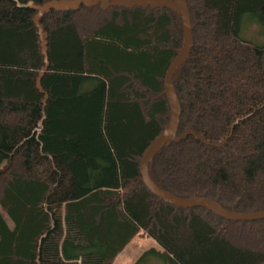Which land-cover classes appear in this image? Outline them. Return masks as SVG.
<instances>
[{"label": "trees", "instance_id": "16d2710c", "mask_svg": "<svg viewBox=\"0 0 264 264\" xmlns=\"http://www.w3.org/2000/svg\"><path fill=\"white\" fill-rule=\"evenodd\" d=\"M72 1L0 0V264H113L141 230L165 264H264V220L179 208L142 181L170 119L179 9ZM187 2L181 116L149 176L181 198L264 211V43L244 36L264 37V0Z\"/></svg>", "mask_w": 264, "mask_h": 264}, {"label": "water", "instance_id": "95a60500", "mask_svg": "<svg viewBox=\"0 0 264 264\" xmlns=\"http://www.w3.org/2000/svg\"><path fill=\"white\" fill-rule=\"evenodd\" d=\"M81 1V0H80ZM90 1H87V3ZM121 4L125 3H131L129 6H136L138 3L145 7L148 8L152 6L154 9L157 8H163V6H166L168 8H178L179 11L181 12L182 16V24L184 28V42L183 46L180 48L179 52L177 53V56L175 57L174 60H172L171 65L168 69V72L165 74L166 75V82H165V87H166V94H167V100H169L170 104V119L168 121L167 126L163 130V132L159 135L156 136V139L154 142L151 144V146L145 151L144 156L142 158V161L140 162L141 164V176H142V181L144 184H146V188L151 191L153 195H155L157 198L159 197L160 201H164L169 204H173L176 207L179 208H203L206 209L207 211H211L214 214L220 216L221 218L223 217L226 220L229 221H234L236 220L237 222H253V221H259L264 220V211H259V212H251V213H238L236 211H228L223 208V206L219 205L218 203L210 200L209 198H202V197H192V198H181L178 197L172 192H167L161 188H159V185H156L154 181L152 180L151 176H149V166H150V161L154 157L157 151L161 149V147L168 141V139L173 138V134L177 128V123H179L180 116H181V105L180 101L177 96L175 87L174 85V77L175 73L177 72L179 66L184 62L183 60L186 59L190 52V47L193 45V36H192V26L190 24L191 22V16H190V11L188 2L187 0H131V1H116ZM32 2H30L31 5ZM57 2L52 1L47 3V5L44 8H48L50 6L54 7H59ZM84 3V1H83ZM86 3V4H87ZM62 7H65L63 5ZM61 7V8H62ZM43 8V10H44ZM205 141V139H203ZM208 144H210L208 141H205Z\"/></svg>", "mask_w": 264, "mask_h": 264}, {"label": "rangeland", "instance_id": "374dc122", "mask_svg": "<svg viewBox=\"0 0 264 264\" xmlns=\"http://www.w3.org/2000/svg\"><path fill=\"white\" fill-rule=\"evenodd\" d=\"M78 1L80 0H73L71 4H75ZM81 1L87 3V1L91 2L92 0ZM259 32L260 28L253 25L244 32V36L248 39L253 38L259 43H264V37ZM160 252H163L161 246L141 230L120 253L113 264H165Z\"/></svg>", "mask_w": 264, "mask_h": 264}]
</instances>
